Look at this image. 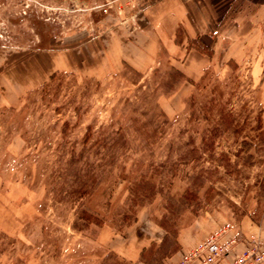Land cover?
<instances>
[{"label": "rangeland", "instance_id": "rangeland-1", "mask_svg": "<svg viewBox=\"0 0 264 264\" xmlns=\"http://www.w3.org/2000/svg\"><path fill=\"white\" fill-rule=\"evenodd\" d=\"M139 1L0 0V264H140L125 251L161 245L163 215L179 230L213 214L215 223L228 220L213 231L200 224L208 237L234 232L245 216L264 231V58L218 61L195 85L173 78L166 50L146 73L48 72L49 57L125 20ZM108 125L127 139L113 172L104 159L117 151L104 145ZM89 126L100 184L84 203L106 219L102 227L79 221L77 206L51 191L63 178L59 153ZM122 167L130 182L119 181L112 195ZM141 179L158 194L131 212L129 189ZM128 212L137 217L130 226Z\"/></svg>", "mask_w": 264, "mask_h": 264}, {"label": "crops", "instance_id": "crops-1", "mask_svg": "<svg viewBox=\"0 0 264 264\" xmlns=\"http://www.w3.org/2000/svg\"><path fill=\"white\" fill-rule=\"evenodd\" d=\"M83 37L75 39L74 46H66L57 57H49L48 72L85 73L100 78L128 65L146 73L160 64L162 51L166 50L168 66L196 82L218 61L243 64L264 58V0H140L125 20L90 34L87 40ZM198 46L208 48L211 54ZM217 217L204 216L203 221L180 229L181 248L168 261L178 262L204 242L210 232L200 235V224H210L213 231L228 221L215 223ZM225 230L226 238L235 237L237 242L224 264L264 240V231L248 216L234 232ZM144 247L125 251L124 256L135 259Z\"/></svg>", "mask_w": 264, "mask_h": 264}, {"label": "trees", "instance_id": "trees-1", "mask_svg": "<svg viewBox=\"0 0 264 264\" xmlns=\"http://www.w3.org/2000/svg\"><path fill=\"white\" fill-rule=\"evenodd\" d=\"M177 41H181V30L178 32ZM198 48L206 53L211 52L206 47ZM129 67L128 65H125ZM173 78L183 81H188L195 85L194 81L187 79L184 74L176 68H170ZM57 73H54L50 77V81L53 82L56 78ZM206 74L202 77L205 79ZM66 129L69 123L64 124ZM259 131L262 130L261 122L258 125ZM64 130V138H67V134ZM102 133L105 135L104 145L112 142V147L116 148L117 151L112 149L104 159L109 160L113 164L112 172L117 168L119 150L124 151L127 146L126 135L122 128L115 129L113 125L102 127ZM94 128L89 126L86 130L84 137L80 141L73 142L71 149L62 151L58 161V173L63 176L61 182H54L51 191L53 198L60 203H67L77 206V217L79 221H83L87 225H95L102 227L106 224V219L98 214L91 213L85 208V201L92 195L95 189L100 184V175L98 170L94 167V164L98 162V158H94L91 154V150L94 146H99L97 140L95 141ZM264 140V134L260 133L258 138ZM80 147V148H78ZM123 153V152H122ZM97 156V155H96ZM103 160V159H102ZM129 181L128 173L125 167H122L121 172L115 177L113 185L111 187V194L115 192V188L119 181ZM130 203L131 212H135L137 207H144L147 203L151 202L154 197L158 194L155 185L146 179H141L132 183L130 187ZM106 195V194H105ZM111 207V201L109 198L106 201V210ZM123 223L126 226H130L132 223L137 222V217L132 218L128 213L123 214ZM158 225L166 231V235L163 238L161 245L152 243L149 247L144 248L140 253V264H163L164 261L174 254H176L181 246L178 241L179 228L176 223L172 222V219L168 215H163L160 220H157ZM78 230H82L79 229Z\"/></svg>", "mask_w": 264, "mask_h": 264}, {"label": "built area", "instance_id": "built-area-1", "mask_svg": "<svg viewBox=\"0 0 264 264\" xmlns=\"http://www.w3.org/2000/svg\"><path fill=\"white\" fill-rule=\"evenodd\" d=\"M235 237L226 238V230L208 237L197 248L185 253L176 264H224L235 246ZM229 264H264V247L255 242Z\"/></svg>", "mask_w": 264, "mask_h": 264}]
</instances>
